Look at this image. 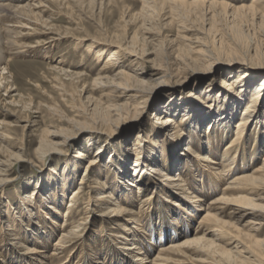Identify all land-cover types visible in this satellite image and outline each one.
Returning <instances> with one entry per match:
<instances>
[{
	"label": "rangeland",
	"instance_id": "374dc122",
	"mask_svg": "<svg viewBox=\"0 0 264 264\" xmlns=\"http://www.w3.org/2000/svg\"><path fill=\"white\" fill-rule=\"evenodd\" d=\"M30 1L0 0V5L9 3L14 7H22ZM227 1L236 6L241 4L240 1ZM87 4L89 3L78 4L74 0L46 3L44 8L38 10L36 18H32L33 20L36 19L34 21L37 24H30L27 27L28 29L13 30L12 27L19 28L23 23V20L20 21L13 16H7L0 20V33L3 37L0 43V59L2 60V62L0 61V67H6L8 70L4 76L8 80L3 81L0 78V162L5 163L0 176V179L4 180L0 187L2 188L0 189V234L4 231L8 235L6 238L11 242L14 241L13 244L17 246L16 252L19 256H28L29 251L27 249L29 248H35L39 252L45 251L47 255H51L56 249L54 245L60 236L59 228L66 221L64 216L67 213L68 202L75 190L80 188L81 191L77 194L79 195V203L74 209L75 213L73 212V215L67 218L70 222L69 226L73 231H77L76 234L78 235L76 241L66 246L68 248H65V251L60 250L62 254L59 255V262L56 260L55 263H61V259L65 260V257L71 254V251H73V257H75L73 262L76 263L79 259L78 246L84 243L87 245V252L90 255V260L86 264H95L94 262L99 260L103 261L106 256L107 264H135L134 260L138 256H126L127 251L123 250L125 246L128 248L137 243L136 246L142 248L149 256L148 258L152 259L158 252L157 248L169 242L165 239V243H160V226H165L164 230L168 232L169 237L171 232H175L172 229L174 228L172 224L162 223L163 217L169 216V219L174 217L176 219L177 213L180 212L178 214L181 217L179 223L183 222L182 217L185 219L189 217L175 205L174 209L171 206L170 209L168 208L166 202L184 205L182 200L178 199V196L169 199L164 194L162 195V191L159 190L161 183L166 182L167 179L165 173V176H161L155 172L157 169V171L163 173L165 168L162 158L156 153L155 146L152 145L149 139L153 131L152 118L157 113L162 118L170 115L166 113V107L170 104L179 105L181 107L179 110L186 107L196 113L193 115L199 117V115H203V112L209 111V104L203 102L205 95L202 93L212 91L211 94L214 96L220 94L225 96L227 91L223 87V82L230 80L231 77L238 74L257 77V74L264 69V30L258 31L252 26H250L251 28L245 26L241 29V38H238L236 31L239 35L241 34L236 28H223V30L213 35L214 38H211L216 40L217 44L210 48L211 54L202 62L199 58L192 56L189 51H185L183 48L180 49L181 44L176 41L178 34L174 30H165L157 38H153L151 34H146L144 31L153 27L154 22H144L141 18L135 16L140 9L138 0H136V3L132 0H101L89 4L90 6ZM10 30H13V32H9ZM220 33L222 34L220 35ZM221 39L225 41L223 43H226L222 45V48ZM94 42L99 45L95 47ZM135 42L136 44H134ZM204 42L208 44L207 40ZM210 43H213V41H210ZM208 46L210 45L208 44ZM131 47L137 51L139 58H143L144 53L147 55L141 65L136 67L124 59L122 52L124 49L126 51V48L129 51ZM256 48H259V50ZM120 63L122 67L119 65ZM120 68L134 80L137 79L142 82V87L145 85L144 83L147 84L141 90L142 95L147 96L149 106L145 109L146 114H144L141 122L135 119V113L131 114L135 121H132V119L125 120L120 125L114 124L113 120L108 118L109 116H104L105 112L103 110L106 103L109 104V100L104 97L100 89L95 88L94 82L100 77L106 76L114 79ZM156 72L161 73V80L159 81L158 76L154 75ZM229 72L230 74H227ZM262 77H258L259 80ZM158 82L159 84L156 85ZM8 86L11 87V90L7 93L5 87ZM235 89L237 92L235 95L233 94V98L235 103H239L240 100L237 99L238 101H236V97H238V90L241 88L235 86ZM253 89H248L246 98L253 93ZM161 109L162 112H159ZM101 112L104 114H101ZM177 115L176 119L179 120V122L177 121L179 127L183 129L187 138H189L188 134L191 131L189 123L187 122L188 128H183V125L180 124L181 116ZM93 118L97 120L94 124ZM84 122L92 124L74 130L76 123ZM169 127L172 128L171 134L175 130H181L178 126L172 125ZM234 129L232 128L231 134ZM61 130H74L75 132L73 134L70 132L72 135L70 134L69 138H63L68 142L65 141L66 143L64 142L55 149L50 148V150L41 152L40 139L44 135V131L59 133ZM202 130L204 129L201 128ZM254 132L250 133V140L246 147L249 155L256 146L253 138ZM225 133L228 135V132L223 133L221 129H217L214 134V138H217L216 141L220 142L218 151L221 153L224 145L230 139L229 135L226 137ZM261 141L258 143L259 146ZM188 143L189 141L186 145ZM138 150H142V153H148V156L143 157V159L147 158L143 164L147 166V169L151 167L148 172L139 174L137 171V161L140 160L142 155H139ZM77 152H82L87 157L80 159ZM175 156L174 159L176 160L177 157ZM95 157L99 159L100 168L88 172L87 167ZM74 159L78 161V165L77 168H74V171L72 169L73 173L69 176L70 189L64 204L61 203L59 198L56 199L55 195L62 193L63 188L60 184L65 176L64 167L69 160ZM257 159L263 160L264 153L259 155ZM177 164V161H175L174 165ZM170 173L178 175L176 170ZM149 174L151 178L148 176ZM49 177L50 180L48 181ZM120 179L126 182L127 188L132 191L133 197L137 201L134 205H131L135 213L133 217L139 221L144 219L148 204H146V201L142 205L140 204L146 197L140 193V184H145L149 180L150 185L153 184L159 187L154 191V197L157 195L155 201L157 200L158 206L156 208L161 207V211L155 214L152 222L153 227L150 230L148 228L146 230L141 229V226H139L135 230L144 232L137 233L134 241H128L122 245L121 240H118L113 243L112 253L108 252L106 254L103 238L105 236L120 237L121 233L118 225H122L124 222L120 223L117 221L118 219H113L114 210L118 207L116 202L100 208L99 205L92 206L93 199L100 196L101 193L112 191L109 185H116V180ZM53 182H56L54 186ZM50 183H52V186H50ZM131 183L132 185H130ZM104 186H106V189L102 188ZM123 187L125 186L116 187L114 192L119 191L116 193H122L124 191ZM34 188L39 189V192H37L39 201L30 198ZM173 190L174 192L177 191ZM154 197L150 198L151 201H154ZM211 198L213 196L207 199L210 201ZM54 200H57V202L55 203ZM189 200L191 201V199ZM24 201L27 203H24ZM117 201L122 205L129 204L123 203L121 197H118ZM119 203L117 204L119 205ZM262 203L264 204V202ZM37 204H40V206L35 208ZM43 207L48 211L51 210L49 207L57 208L60 211L58 216L51 213L49 216L51 221L47 222V229L44 225H41L39 219L40 210ZM24 208L28 209L27 214L32 215L33 223H35L30 225V220L24 221L25 228L32 237L31 242H28L29 244L17 240L15 236L17 233L14 232L11 225L12 220L6 214V211L10 209L13 217L16 212L18 218L23 220L24 214L21 213V210ZM138 211H140V214ZM161 212H164L163 216ZM199 219L200 216L191 219L187 231L193 232L198 226ZM223 219L231 221L230 218L224 217ZM52 221L57 222L59 226L57 229ZM214 225L212 228L218 231V228ZM241 228L245 232L251 233L249 232L250 229ZM104 229L108 230L104 233ZM176 231L177 234L181 232L180 229ZM151 232H153V237H151ZM261 232L259 237L263 238L264 230ZM166 234H164L165 237ZM149 235L151 237L150 242L149 238L146 237ZM49 236H52V238L49 239ZM182 241V238H180L179 242ZM219 243L225 246L224 243ZM11 253L5 251L0 236V261L4 257L8 260ZM207 255L206 253L200 254L192 249L187 250L183 256L174 255L172 264H202L200 262H203ZM31 257L34 259H30ZM30 258L26 264H39L35 260V256L31 255Z\"/></svg>",
	"mask_w": 264,
	"mask_h": 264
},
{
	"label": "bare ground",
	"instance_id": "6f19581e",
	"mask_svg": "<svg viewBox=\"0 0 264 264\" xmlns=\"http://www.w3.org/2000/svg\"><path fill=\"white\" fill-rule=\"evenodd\" d=\"M60 1L61 0H31L29 3L22 5V7H14L9 3L1 4L0 20L7 16H13L20 21L23 20V23L19 28L11 26L12 29H26L30 24H37L34 21L36 19L33 20L32 18H36L38 10L44 8L46 3H59ZM74 1L78 4H93L96 1L101 0ZM132 1L136 3V0ZM234 1H240L241 4L236 6L227 0H138L140 3V9L135 16H138V18H141L144 22H154L153 27L146 29L145 31L143 30L146 34L153 35V38H157L159 34L162 35L165 30H174L178 34H176V41H179L181 44L180 49L182 50L183 48L185 51H189L192 56H195L197 59L199 58L203 62L209 57L208 55L211 54L210 48H213L217 44V41L212 40L211 38H214L213 35L223 30V28H236L241 34L239 35L236 31V36L238 35V38H241V29L245 26L247 28L252 26L254 29H258V31L261 29L262 31L264 30V0H247L246 2H244L245 0ZM13 30H10L9 32H13ZM222 33H220V35ZM2 40V33H0V43ZM206 40L211 47L204 42ZM210 41H213V43H210ZM223 42L225 41L221 39V48L222 45L226 44ZM134 44H136V42ZM94 45L96 47L99 44L95 43ZM124 50L122 51L124 59L135 67L141 65L143 59H146V53L142 55L143 58H139L137 51L135 49L133 50V47L129 48V51L127 48L126 51ZM257 50H259V48ZM0 61L2 62L1 59ZM119 65L122 67L121 63ZM7 71L6 67H0L1 80H8L4 77ZM230 72L227 74H230ZM116 74L117 75H115L114 79H110L106 76L100 77L94 82L95 88L100 89L103 92L104 97L109 100V104L106 103L103 110L105 114L103 112H101V114L109 116L108 118L113 120L114 124L117 125H120L122 121L131 119L132 121L137 119L141 122V119L144 118V114H146L145 109L149 106L147 104L148 98L146 95H142L141 90V88L146 87L147 84L144 83L145 85L142 87V82L137 79L134 80L122 68H120ZM154 75L158 76V81L161 80V73L156 72ZM262 76H264V69L261 73L257 74V77H252L247 74H238L231 77L230 80L223 82V87H225L224 89L227 91V95L225 96L222 94L214 96L211 94L212 91L209 93H202L205 95V97H203V102L209 104V111L203 112V115H199V117L193 115L195 112L188 110L186 107L184 108L182 106L183 109L179 110L181 107L179 105L176 106V104H170L166 107V113H169L170 115L164 118H162L159 113L155 114L151 120L153 131L150 134L149 139L152 142V145L155 146L156 153L162 158L161 160H163V166L165 168L163 173L157 171V169L155 172L161 176L165 173L166 176H164L167 180L166 182L161 183V188L153 184L150 185V180L145 184H140V193L141 195L143 194L146 196L140 204L142 205L145 201L146 204H148L146 206V214L142 221L133 217L135 213L133 212V206L131 205H134L137 201H135L132 191L127 188L128 186L126 185V182L121 179L116 180V185H109L112 191L101 193L100 196L93 199L92 206L99 205L100 208L107 204L112 205L113 202H116L118 207L114 210L115 213L113 219H118L117 221L120 223H126L118 225L121 233L120 237L116 238V236L113 235L115 238L112 236H105L103 238L106 254H108V252L112 253L113 243L118 240H121L122 245L126 244L128 241H134L137 233L144 232H137V230H135L136 228H139V226L144 230H146V228L150 230V228L153 227L152 222L154 221L155 214H158L161 211V207L156 208L158 206V203L156 202L157 200L155 201L157 195L154 197V191L156 188H159V190L162 191V195L164 194L169 199L178 196V199H180V201L182 200L184 204L176 205L171 204V202H166L169 209L171 207L174 209L175 206H177L180 211L182 210L181 212H185L189 217L186 219L182 217V223L178 222L181 220V217L178 215L180 212L177 213L176 219L175 217L169 219V216L163 217L162 223L165 222L166 224L167 222L172 224L174 227L172 229L175 232H171L169 237L168 232L164 230L165 226H160V243H165L166 240H169V242L160 245V247L157 248L158 252H156V255H154L152 259L148 258L149 256L146 255V252L143 251L142 248L136 246L137 243H134V245L128 248L125 246L126 248L124 247L123 250L125 249L127 251L125 253L126 256H138L137 259L134 260L135 264H172L174 255L183 256L187 250L191 249L200 254H208L207 257L204 258L205 260L200 262L202 264H264V233L262 236L263 238L259 237V234L262 233L261 231L264 230V204L262 203L264 202V159H257L259 155L264 153V77ZM258 77H262V79L259 80ZM158 84L159 82L156 85ZM235 86L241 88L238 90V97H236V101H238L237 99L240 100L239 103H235V99L233 98V94L235 95L237 92ZM249 88H254L252 90L253 93L246 98V92ZM5 89L8 93L10 92L9 90H11V87L8 86L5 87ZM159 112H162V109L159 110ZM133 113L136 114L135 119H133L131 115ZM177 114L181 116L180 124L183 125V128L187 127V122L189 123L191 128V131H189L190 134H188V136H190L189 138H187L183 129L179 127V123H177L179 120L176 119ZM92 120L93 124L97 122L96 118H93ZM89 124L92 123H76L74 125V130L76 131L82 127L89 126ZM172 125L176 127L178 126L181 130H175L171 134L172 128L169 126ZM201 128L204 130L201 131ZM232 128L235 129L231 134ZM217 129H221L223 133L228 132L230 138L224 145L222 153L218 151L220 142L216 141L217 138H214ZM74 130H61L59 133L44 131V135L40 139V151L50 150V148L55 149L61 146L66 141L63 140V138H69V135L71 134L70 132L73 134V132H75ZM252 131H255L253 138L256 146L249 155V151L246 147ZM225 134L223 135L225 136ZM228 135L226 134V137ZM188 141L189 143L186 145ZM259 141H261L260 146L258 145ZM138 153L139 155H142L140 160L137 161V171L139 174L141 172H148L151 170V167L147 169V166L143 164L145 160H147V158L143 159V157L148 156V153H142V150H138ZM77 155L80 159L87 157V155L82 152H77ZM99 156L101 155L99 154ZM174 156L177 157L176 160L174 159ZM97 158L98 157H95L94 160L90 161L87 167L89 169L88 172L90 170L94 171L95 168H100L99 159ZM76 159L69 160L64 167L63 171L65 172V176L60 184L63 191L62 193L60 192L55 195V198H59L61 203H64L67 198V193L70 189L69 176L78 165ZM175 161L178 163L176 166L174 165ZM4 167L5 163L0 162V176L2 175V169H4ZM173 170L178 171V175H172L170 172ZM148 176L151 178L150 174ZM49 180L50 177L48 181ZM3 181L4 180L0 179V187L4 183ZM50 184V186H52V183ZM55 184L56 182H53V186ZM122 185L125 187H123L124 191L122 193L120 192L121 194L119 193L120 195L117 194L119 191L114 192L116 187ZM130 185H132V183ZM102 188L106 189V186ZM173 189L177 190L179 194L184 196L176 193L177 191L174 192ZM80 191L81 189L77 188L68 202L67 213L64 216L66 221H64L59 228L60 236L54 245V248L56 249H54L51 255H47L45 251L39 252L35 248H29L27 249L29 255L26 253L29 257L23 255L19 256V254H17L18 252H16L17 246L13 244L14 241H9L6 238V236L8 237L7 233L3 231L0 236L5 251L12 253L10 256L7 254L9 259L7 260L4 257V259L0 261V264H26L31 255L36 257L35 260L38 261L39 264H58L55 263V261L58 260L59 262V255L62 254L60 250L65 251V248H68L66 246L76 241V236L78 235L76 234L77 231H73L69 226L70 222L67 218H70V216L73 215L74 209L79 203V195L77 194H79ZM37 192H39V189L34 188L30 198L37 200L39 198H37ZM211 196H213V198L209 201L207 198ZM118 197L122 198L123 203H129L130 205L120 204L117 201ZM151 197H154V201H151ZM189 199H191V201ZM54 202L56 203L57 200H54ZM24 203L27 202L24 201ZM34 203L36 204V202ZM117 203H119V205ZM38 206H40V204H37L35 208H38ZM49 208L51 209L50 211L44 209V207L40 210L39 219L41 225H44L45 229H47V222L51 221L49 218L51 213L57 216L60 213L57 208ZM27 210L25 208L21 210V213L24 214L23 220L18 218L16 212L13 217V213L10 212V209L6 211V214L9 219L12 220L11 225L13 226L14 232L17 233L15 235L17 240L29 244L28 242H31L30 240L32 237L27 228H25L24 221L30 220V225L35 223H33L34 220L32 215L30 216L27 214ZM138 212L140 214V211ZM161 213L163 216L164 212ZM199 216L200 219L198 221V226L193 232L187 231L193 218L195 219ZM224 217L230 218L231 221H225L223 219ZM186 222L188 223L187 227ZM52 224L56 229L59 227L56 221H52ZM213 225L218 228V231L212 228ZM241 227L250 229L249 232L251 233L249 234L245 232ZM177 229H180L181 231L178 234L176 231ZM107 230L104 229L103 232L105 233ZM151 233V237H153V232ZM164 234H166V237ZM131 237L132 239L130 240ZM146 237L149 238L150 242V235ZM50 238H52V236H49V239ZM180 238H182V242H179ZM219 242L224 243L225 246H222ZM35 243H37V241H35ZM86 246L87 245L84 243L78 246L79 259L76 263L73 262V258L75 257H73V251H71V254L65 257V260L61 259V263L59 264H86L90 260V255L87 252L88 250ZM226 246L231 248L229 249ZM30 259L34 258L31 257ZM106 259L107 256L103 261L99 260L94 263L107 264Z\"/></svg>",
	"mask_w": 264,
	"mask_h": 264
}]
</instances>
